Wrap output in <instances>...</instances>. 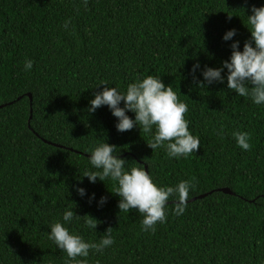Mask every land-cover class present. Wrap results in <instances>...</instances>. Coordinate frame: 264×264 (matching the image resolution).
<instances>
[{
	"label": "trees",
	"instance_id": "obj_1",
	"mask_svg": "<svg viewBox=\"0 0 264 264\" xmlns=\"http://www.w3.org/2000/svg\"><path fill=\"white\" fill-rule=\"evenodd\" d=\"M253 5L264 0H0V264H64L47 233L66 208L81 216L68 227L85 240L112 227L115 243L90 250L87 264H264V106L229 90L227 69L223 83L206 88L190 72L197 61L219 67L232 40L242 50ZM231 28L236 35L224 41ZM146 75L161 76L188 105L196 153L169 159L138 127L118 132L106 105L86 111L100 83L124 90ZM234 131L249 134L250 150L237 146ZM99 141L160 185L191 179L188 200L207 195L179 216L170 198L166 222L141 231L135 209L119 211L113 181L82 177L91 170L86 150ZM90 216L96 231L84 224Z\"/></svg>",
	"mask_w": 264,
	"mask_h": 264
},
{
	"label": "clouds",
	"instance_id": "obj_2",
	"mask_svg": "<svg viewBox=\"0 0 264 264\" xmlns=\"http://www.w3.org/2000/svg\"><path fill=\"white\" fill-rule=\"evenodd\" d=\"M250 11L251 14L245 15L246 21L243 22L250 31V38L244 41L242 50L240 42L232 40L236 29H228L222 39L232 40L229 58L219 67L205 65L201 68L197 61L190 72L195 79L199 71L203 79L197 80L198 86L206 88L213 82L223 83L225 76L221 73L227 69V88L237 96L248 97L255 105L264 106V5H253ZM63 26L67 28L68 21ZM32 68L33 61L26 59L23 70L27 72ZM100 84L105 87L94 92L86 109L88 113H94L97 108L106 105L117 118L115 128L118 132L138 127L150 135L147 145L153 151L163 149L169 159L187 158L200 149V137L190 131L189 121L185 117L189 111L188 105L179 99L171 84L163 82L161 76L138 77L128 83L124 90H120L118 85L109 86L107 81ZM129 111L134 113V117L127 114ZM219 132L222 134L223 126ZM232 136L241 150L251 149L247 132L234 131ZM86 151L91 170L86 168L82 177H87L90 183H96L97 179L113 181L114 187L110 192L119 197V211L128 213L135 209L143 217L141 231L154 232L157 224L166 222L170 198H174V215L185 212L190 193L195 188L191 179L180 180L174 185H160L145 166L126 167L127 160L120 157L117 146L106 141H99ZM76 193L81 197L87 195L89 202L96 199L95 193H87L84 187L77 186ZM106 201L107 197L102 195L97 204L102 206ZM80 217L73 209L66 208L61 218L48 226L50 231L47 238L66 254L64 264H87L90 250L102 254L115 243L112 227H108L98 241L85 240L82 235L70 230L68 225ZM84 224L96 231L98 220L91 217Z\"/></svg>",
	"mask_w": 264,
	"mask_h": 264
},
{
	"label": "water",
	"instance_id": "obj_3",
	"mask_svg": "<svg viewBox=\"0 0 264 264\" xmlns=\"http://www.w3.org/2000/svg\"><path fill=\"white\" fill-rule=\"evenodd\" d=\"M29 96H30V98H32V96H31V94H29ZM2 106V105H1ZM220 190L221 191H223V192H225V193H233V191L230 189V188H220ZM205 195H207V194H202V195H199V196H196V197H193L192 199H190V200H188V201H194V200H196V199H198V198H202V197H204Z\"/></svg>",
	"mask_w": 264,
	"mask_h": 264
}]
</instances>
